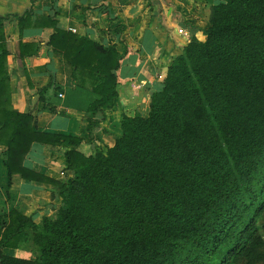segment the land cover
I'll use <instances>...</instances> for the list:
<instances>
[{
  "label": "trees",
  "instance_id": "1",
  "mask_svg": "<svg viewBox=\"0 0 264 264\" xmlns=\"http://www.w3.org/2000/svg\"><path fill=\"white\" fill-rule=\"evenodd\" d=\"M205 39L174 57L148 116L121 118L106 150L86 155L81 137L36 128L14 109L0 15V145L8 185L16 173L53 184L62 204L37 224L16 208L0 215V264H264V0H209ZM28 8L20 27H51L75 88L52 81L38 93L94 112L115 107L124 53ZM21 43V58L27 52ZM60 97V96H59ZM95 123L90 121V125ZM36 142L67 147L62 180L24 164ZM35 246L34 257L6 247Z\"/></svg>",
  "mask_w": 264,
  "mask_h": 264
},
{
  "label": "crops",
  "instance_id": "2",
  "mask_svg": "<svg viewBox=\"0 0 264 264\" xmlns=\"http://www.w3.org/2000/svg\"><path fill=\"white\" fill-rule=\"evenodd\" d=\"M210 6L209 0H0V15L11 16L4 21V33L10 52L7 68L14 109L32 112L40 131L81 137L79 149L86 155L96 149L106 150L122 133L123 114L149 115L151 93L161 89L168 67L190 38L205 39ZM28 8L34 12L33 22L37 15L56 16L60 27L104 45H114L125 54L117 72L119 98L114 108L92 113L67 108L56 103L64 95L56 96L53 90L45 96L58 113L45 106L38 93L42 88L52 81L64 88H75L76 83L66 72L62 54L46 45L53 29L20 27L14 16L22 15ZM180 27L188 35L178 33ZM22 42L29 44L27 52L38 47L37 53L21 58ZM90 121L95 123L90 125ZM3 149L0 145V215L16 208L37 224L45 216L54 215L62 204L57 187L26 179L19 173L12 176L9 186ZM66 150L64 146L36 142L24 164L44 176L62 180L73 175L66 168ZM23 251L3 249L12 256H24Z\"/></svg>",
  "mask_w": 264,
  "mask_h": 264
},
{
  "label": "rangeland",
  "instance_id": "3",
  "mask_svg": "<svg viewBox=\"0 0 264 264\" xmlns=\"http://www.w3.org/2000/svg\"><path fill=\"white\" fill-rule=\"evenodd\" d=\"M24 251L22 252L24 254V256L26 257H34L35 255V246H33L32 244H26L23 247Z\"/></svg>",
  "mask_w": 264,
  "mask_h": 264
},
{
  "label": "built area",
  "instance_id": "4",
  "mask_svg": "<svg viewBox=\"0 0 264 264\" xmlns=\"http://www.w3.org/2000/svg\"><path fill=\"white\" fill-rule=\"evenodd\" d=\"M75 31V30H74ZM178 33L180 34H184V35H188L187 31L183 28V27H180L178 28ZM160 77L162 78L163 75H160ZM63 94H60V96H62Z\"/></svg>",
  "mask_w": 264,
  "mask_h": 264
}]
</instances>
